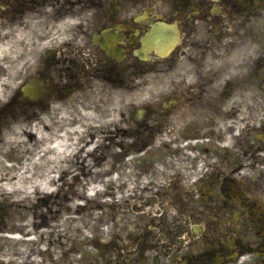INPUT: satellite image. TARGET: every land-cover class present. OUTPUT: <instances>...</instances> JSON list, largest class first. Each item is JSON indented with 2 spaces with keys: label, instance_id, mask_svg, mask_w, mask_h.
<instances>
[{
  "label": "flooded vegetation",
  "instance_id": "flooded-vegetation-1",
  "mask_svg": "<svg viewBox=\"0 0 264 264\" xmlns=\"http://www.w3.org/2000/svg\"><path fill=\"white\" fill-rule=\"evenodd\" d=\"M156 23L178 39L169 56L144 49ZM11 42L31 59L16 75L55 101L34 117H76L101 144L93 169L119 196L123 179L135 189L106 243L89 241L98 256L57 209L65 173L40 204L6 191L0 168V264H264V0H0V58ZM17 113L0 105V144ZM147 206L131 232L121 208Z\"/></svg>",
  "mask_w": 264,
  "mask_h": 264
},
{
  "label": "rangeland",
  "instance_id": "rangeland-1",
  "mask_svg": "<svg viewBox=\"0 0 264 264\" xmlns=\"http://www.w3.org/2000/svg\"><path fill=\"white\" fill-rule=\"evenodd\" d=\"M10 48V47H9ZM16 48V47H15ZM14 55H15V51H13L12 53H10V55H9V58L10 59H13L12 57H14ZM24 76V75H23ZM23 76H20V79L23 77ZM101 145V144H100ZM99 145V146H100ZM98 146V147H99ZM29 149V151H31V150H33V144H29L28 142H24V144L22 145V147H21V150L22 151H27ZM97 151V150H96ZM33 154H34V152L32 151V152H30V154L29 155H26V156H20L19 158L21 159V160H23L24 161V163H25V161H26V159H31V157L30 156H33ZM95 156H96V152L95 153H93ZM71 159H73V157H71V158H66V159H64L63 157H61V158H58V161H57V163L58 164H54L53 162H55V160H53V162H52V158H51V155L49 156V158L48 159H46V163L49 161V166L47 167V168H49L50 169V172H52V174L50 175V176H52L53 174H55V172L56 171H61V169L60 168H68L69 167V161L71 160ZM2 161V165H1V167H4V165H3V162H4V160H1ZM31 160H29V162H30ZM89 161L91 162V158L89 157ZM94 162H93V160H92V162H91V164H93ZM7 166L8 167H13L12 166V163H9V164H7ZM24 167H25V165H24ZM100 167H104V165L103 166H100ZM71 169L72 168H70V169H68L67 171H66V173H68V174H70L71 173ZM73 170V172H72V174L74 173H76V171H75V169H72ZM96 170V169H95ZM17 171H14V173H12V172H10L9 174H8V176H10L11 178H14L15 176V174H21V173H23V172H20V173H16ZM46 173H48V171H45ZM70 172V173H69ZM86 174L88 173V172H85ZM94 174L95 175H90L88 178H89V180H98V176H96L97 175V172H94ZM80 175H81V173H80ZM108 175V174H107ZM106 175V173L101 177V181H99V182H97L98 183V185H99V190H100V192H96V194L97 193H102L103 191H104V194H99L98 195V197H99V199L96 197V202H94V204H97V203H99V202H101V203H103L101 206H103V207H105L106 209L107 208H109V206L108 205H106V202H110V201H112V197H107V193L108 192H113V193H115L116 195L118 194V191H117V189H116V184L114 183H112V181L114 180L113 179V177L112 176H107ZM24 176V174H22V176L21 177H23ZM82 177H84V176H82ZM48 178V176H45L44 177V179H47ZM73 178V177H72ZM85 178V177H84ZM80 179L82 180V178L80 177ZM121 179H123L122 177H121ZM83 181V180H82ZM95 181V182H96ZM130 181L128 180V179H123V183H122V187H125L126 188V190H123V194H125V193H129V189L131 188L132 190H133V184H132V182L130 183V184H128ZM100 183V184H99ZM21 184H27V185H30V181L29 180H25V178L23 177V178H21ZM80 185H82V186H84L83 185V183H79V184H76V185H74V187H73V189L74 190H76L77 192V194L78 195H83V192H84V190L80 187ZM96 186V185H95ZM98 188V187H97ZM97 188H95V189H97ZM114 188V189H113ZM95 189H94V191H95ZM36 193H37V191L35 190L33 193H32V195L34 196V195H36ZM76 194V195H77ZM72 198L74 199V200H78L79 201V199L77 198V197H75L74 195L72 196ZM81 199H83V197L81 198ZM80 199V200H81ZM102 200H105L104 202H102ZM83 202H84V200H83ZM94 204L90 201L89 203H88V205H87V213L88 214H93V215H95L96 216V219L98 220L102 215H103V213L102 212H100V210L99 209H97V208H95L94 207ZM100 207V206H99ZM76 209H78V210H80V208H76V207H74V208H72V214L74 215V216H72L71 217V219H79L80 217L79 216H77L78 214L75 212L76 211ZM74 225H75V227H76V230L80 227V223H78L77 221H74ZM97 228V227H96Z\"/></svg>",
  "mask_w": 264,
  "mask_h": 264
},
{
  "label": "bare ground",
  "instance_id": "bare-ground-1",
  "mask_svg": "<svg viewBox=\"0 0 264 264\" xmlns=\"http://www.w3.org/2000/svg\"><path fill=\"white\" fill-rule=\"evenodd\" d=\"M2 94V88H0V96ZM51 153L54 154V160L58 161V158L63 157L64 159L67 157H73V152L67 146L66 142L54 141ZM96 187H93L89 190V194H93Z\"/></svg>",
  "mask_w": 264,
  "mask_h": 264
}]
</instances>
